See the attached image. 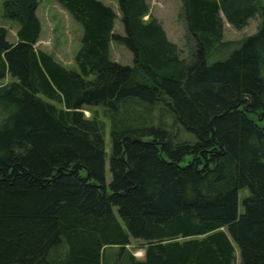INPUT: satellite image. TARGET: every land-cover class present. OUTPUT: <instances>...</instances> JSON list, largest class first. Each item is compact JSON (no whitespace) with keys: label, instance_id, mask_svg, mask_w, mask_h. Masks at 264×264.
<instances>
[{"label":"trees","instance_id":"16d2710c","mask_svg":"<svg viewBox=\"0 0 264 264\" xmlns=\"http://www.w3.org/2000/svg\"><path fill=\"white\" fill-rule=\"evenodd\" d=\"M57 1L83 28L79 71L36 46L40 0L3 1L19 28L0 25V264H236V245L264 264V0H181L182 47L148 0H117L123 33L104 0Z\"/></svg>","mask_w":264,"mask_h":264},{"label":"rangeland","instance_id":"374dc122","mask_svg":"<svg viewBox=\"0 0 264 264\" xmlns=\"http://www.w3.org/2000/svg\"><path fill=\"white\" fill-rule=\"evenodd\" d=\"M3 1L4 0H0V25L6 28L7 38L14 42L18 39L17 30L19 28V22L15 19L4 16ZM149 2L152 6V15H155L162 21L169 37L178 42L181 47L184 46V21L178 16L182 6V1L149 0ZM37 13L41 20L42 30L36 46L51 53L55 59H57L66 67L79 71L78 64L75 60V55L81 45L82 29L80 24L75 21L69 11L65 9L57 0H40ZM259 22L260 18L257 16L252 18L250 23L241 29H237L229 22H225L224 37L226 40L242 39L246 35L255 32L258 28ZM115 31H125L119 14ZM231 49H226V53L221 56H217V54L212 55L209 60L212 62L218 58L224 57L231 51ZM183 54L185 55V53ZM111 57L114 60L124 64H132L134 58L133 52L125 44L119 43L116 40L111 41ZM12 78L13 77L11 75H8L2 81L6 82ZM59 105L62 104L60 103ZM83 110L85 115L88 117L98 116L105 121L106 145L108 151H110L111 121L109 117L105 116L104 107L86 106L83 108ZM155 112L156 113L154 114V117L158 118L159 109H156ZM166 116L168 119H170L169 114ZM110 178L111 171L109 163L107 162V179L110 180ZM248 193V188H241L239 191L240 211L244 210L242 199ZM115 210L117 211V208H115ZM142 244V239L132 237L130 243L127 244V247L137 257L144 258L145 249ZM117 247L118 246H112L111 249H114L112 251H116ZM236 264H241V252L238 245H236Z\"/></svg>","mask_w":264,"mask_h":264},{"label":"crops","instance_id":"0c3cea01","mask_svg":"<svg viewBox=\"0 0 264 264\" xmlns=\"http://www.w3.org/2000/svg\"><path fill=\"white\" fill-rule=\"evenodd\" d=\"M106 3H110V4H113V6H114V8H115V10H116V12L119 14V16H120V18H121V16H122V12H121V10H120V8H119V4H118V2H117V0H104ZM149 1V0H148ZM150 3V2H149ZM150 6H151V4H150ZM151 11H152V6H151ZM121 12V13H120ZM117 20H118V17H117V19H116V22H115V26H116V23H117ZM76 21V20H75ZM77 22V21H76ZM78 24H80L79 22H77ZM123 24V23H122ZM80 27H81V29H82V32H83V28H82V26H81V24H80ZM166 29V28H165ZM121 33H123V32H121ZM167 34H168V32H167ZM169 36V35H168ZM170 38V37H169ZM171 39V38H170ZM171 40H173V39H171ZM173 41H175V40H173Z\"/></svg>","mask_w":264,"mask_h":264}]
</instances>
